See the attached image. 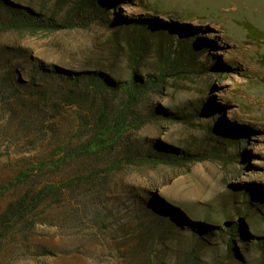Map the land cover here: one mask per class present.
<instances>
[{
  "label": "rangeland",
  "instance_id": "rangeland-1",
  "mask_svg": "<svg viewBox=\"0 0 264 264\" xmlns=\"http://www.w3.org/2000/svg\"><path fill=\"white\" fill-rule=\"evenodd\" d=\"M0 264H264V0H0Z\"/></svg>",
  "mask_w": 264,
  "mask_h": 264
},
{
  "label": "trees",
  "instance_id": "trees-1",
  "mask_svg": "<svg viewBox=\"0 0 264 264\" xmlns=\"http://www.w3.org/2000/svg\"><path fill=\"white\" fill-rule=\"evenodd\" d=\"M185 50V49H184ZM191 51V50H190ZM171 55H166L165 57H161L159 67H157L156 74L155 75H147L145 81H139L137 76H135L134 69L132 70V76L131 79L128 82H121L117 84V87L119 90L123 92L124 95L128 98L129 103H133L137 100V95L142 94L144 90H146L149 86H154L157 84H160L164 82V77L166 72L170 69L178 70L181 64L179 63L180 60H177L179 58L178 56L170 57ZM182 56V54H181ZM170 58V59H169ZM182 58V57H181ZM94 76V75H93ZM103 84L107 85L108 81L104 79ZM121 118L119 115H117L113 123L114 126H112L110 123L107 122V113L106 111H102L99 117V123L97 125L98 131L95 135H93L88 142H86L83 145L77 146L74 149L68 151L65 153V155L61 158V162L68 159V158H77L82 156H88L96 153L99 150H102L106 146H108L112 141H114L121 133V129L123 123L121 122ZM113 136V137H111ZM110 138L112 140H110ZM24 173L19 174L10 184V186H15L17 183H20L24 180ZM29 194L26 193L22 200L28 198ZM39 197L36 196L35 199ZM234 226V225H233ZM236 228L238 229L239 224L237 223ZM233 227H230L229 231H232Z\"/></svg>",
  "mask_w": 264,
  "mask_h": 264
},
{
  "label": "bare ground",
  "instance_id": "bare-ground-1",
  "mask_svg": "<svg viewBox=\"0 0 264 264\" xmlns=\"http://www.w3.org/2000/svg\"><path fill=\"white\" fill-rule=\"evenodd\" d=\"M228 118L230 119L231 117L229 116Z\"/></svg>",
  "mask_w": 264,
  "mask_h": 264
}]
</instances>
